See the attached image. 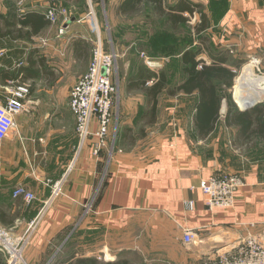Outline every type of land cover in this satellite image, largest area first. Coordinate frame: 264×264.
Wrapping results in <instances>:
<instances>
[{
  "label": "crops",
  "instance_id": "obj_1",
  "mask_svg": "<svg viewBox=\"0 0 264 264\" xmlns=\"http://www.w3.org/2000/svg\"><path fill=\"white\" fill-rule=\"evenodd\" d=\"M188 1L205 8L204 33L215 47V52H204L207 56L199 59L209 63V53L224 51L229 60L264 61V0ZM172 2L175 6L178 0ZM11 7L6 2L0 5V14L6 15ZM31 12L45 15L41 8L27 13ZM70 23L62 26L66 35L56 52L60 57L70 53L73 64L84 63L90 50L87 41H79L85 37L79 36L89 32L90 25L88 28L87 21L81 22L84 26L79 31ZM45 29L33 40H0V104H5L19 82L14 80L21 66L18 63L30 70L25 81L33 83L24 111L15 117V127L0 144V231L17 242L27 233L29 223L37 219L36 230L25 247L26 253H35L26 255L28 264H53L56 254L68 249L105 254L111 251L113 234L123 246V257L135 258L137 264H210L212 253H222L262 231L264 141L249 149L239 145L235 140L238 128L227 127L225 115L207 138L200 139L194 127V95L179 93L172 96L167 107H161V94L151 122L146 96L143 106L130 98L139 90L131 83L141 82L138 74L149 70L140 68L127 83H120L123 100L114 103L102 151L93 155L91 140L78 149L76 120L68 100L79 75L70 77L68 84L55 85V98H34L51 85L46 81L56 78L43 51L48 46L36 41ZM32 52H36V63L42 60L33 68L29 64ZM232 63L228 66L235 74ZM148 73L153 77L145 80V87L156 83L159 76ZM182 76L174 86L183 82ZM164 111L166 119L161 122L159 116ZM220 173L239 175L244 186L236 192L232 210L210 212L199 186ZM59 181H63L62 193L50 200L52 187ZM17 186H24L34 200L14 199L12 192ZM188 202L193 203L192 210ZM184 229L197 234L190 245L183 242ZM77 236L86 239L85 245ZM216 238L222 244H215Z\"/></svg>",
  "mask_w": 264,
  "mask_h": 264
},
{
  "label": "rangeland",
  "instance_id": "obj_2",
  "mask_svg": "<svg viewBox=\"0 0 264 264\" xmlns=\"http://www.w3.org/2000/svg\"><path fill=\"white\" fill-rule=\"evenodd\" d=\"M172 1L174 0H166V4L172 6ZM5 2L12 5L18 16L24 15L28 11H33V9L40 10V8L41 11H44L45 17L48 16V13H54V21L47 19L51 25L45 29L36 41L39 42L41 40L42 44L44 42L43 45L45 46L43 47L45 48L46 45L48 46L47 50L43 51L47 54V57H49L48 59H50V68L54 69L52 72L56 78L54 81H46V83L51 85L46 86L45 90L41 93L34 95V98H55L57 94L55 85L68 84L71 80L70 77H75L76 75H79L76 78L78 81L83 76L85 70L88 69L92 60L93 50L100 40L103 51L114 56L115 72L112 80L117 89L115 101L120 98L123 100V93L121 92L120 95V91L123 90V88L120 89V83H123V85L127 83L128 77L134 72H137L140 68L144 70L149 69L147 72H153L155 75L165 73L167 79L166 86L167 88H172L174 85L178 84L183 77L181 71V55L185 50L200 51L201 54L199 57H206L207 55L203 54L204 52H215V47L211 44L207 32L199 35L195 33L197 26L200 24L199 17L205 11V8L202 6L195 7L194 15L191 16L188 23L173 29L163 18L157 17L152 12L150 6L146 4L142 5L139 11L133 15L119 16L116 10L121 0H0V5L5 4ZM174 3H176V0ZM74 18L75 20H73ZM71 21L77 25L79 31L81 27L84 26V23L81 22L87 21L88 28L90 25L89 32H82L80 36L78 35L86 39L84 40L78 37L79 41H87L86 43L89 45L90 56L84 63L81 61L79 63L78 61L77 64H73V61L70 59L71 56H69L70 53L66 55L64 53L63 56L60 57L59 53L56 52L59 43H61V39H63L62 36L64 37L66 35L64 32L66 29L62 26L64 24H71ZM94 26H96L95 30L93 29ZM20 46L22 47L24 45L22 44ZM50 51H52V54H50ZM141 54H143L144 57L141 56ZM230 61L233 63L239 62L235 70L233 86L234 81L236 83V78L239 76L243 65L251 63L254 66L256 74L261 76L264 75V61L242 58H231ZM148 62L158 63V65L149 66L147 64ZM68 64L70 67H67ZM18 65L22 67V63H18ZM25 84L32 86L33 83L25 81ZM231 90H229L230 94ZM29 96L30 93L28 94V97ZM130 98L132 101L137 102V105L143 106L146 97L144 98V93L142 91L136 90ZM124 99L127 98L124 97ZM171 100L172 97H169L167 92L163 93L160 96L161 107H167L171 103ZM251 100L256 101L252 109L264 106V100L261 101L256 98H251ZM235 107L238 110L236 104ZM147 108L148 105L145 109L147 110ZM160 110H162V108ZM226 112L227 107L225 114ZM159 117L161 122H163L166 119V111ZM152 127L153 126H151V128ZM236 137L237 136H235V140ZM249 146L251 145L249 144ZM251 147H254V145ZM17 238L18 237H16V239ZM76 238H79L77 241L81 243V245H85V238L78 236ZM15 244L19 247L21 246V241H17ZM34 254L35 253H26V249L21 252L22 259L26 264H28L26 262V255L33 256ZM82 258H93L100 264H105L107 262H118L121 264L123 261H127L128 264H137L135 258L123 257V246H120L118 236L115 234H113L110 252L102 254L98 251L84 252L81 250L76 252L68 249L57 253L53 260V264H76L77 261ZM0 259L3 264H8L12 261L11 257L5 253L0 254ZM34 260L38 261L37 257L34 258Z\"/></svg>",
  "mask_w": 264,
  "mask_h": 264
},
{
  "label": "trees",
  "instance_id": "obj_3",
  "mask_svg": "<svg viewBox=\"0 0 264 264\" xmlns=\"http://www.w3.org/2000/svg\"><path fill=\"white\" fill-rule=\"evenodd\" d=\"M142 4L149 5L152 12L157 17L163 18L173 29L188 23L195 9V5L190 4L188 0H178L175 6H167L166 0H122L116 13L119 16L133 15L139 11ZM183 14H187L189 17H185ZM199 18L200 24L195 30L197 35L204 33L207 27L205 16L201 14ZM49 25L50 22L43 14L31 12L18 16L11 7L6 15L0 14V40L3 38L33 40L34 37ZM35 53L36 52H32L29 57V64L32 68L42 63V60L38 63L33 60V54ZM200 54V51L192 50H185L182 53V73L185 79L178 86L167 88L166 75L161 74L158 76L156 83L150 87H145V80L153 77V75L143 70L138 74V78L141 79V82L131 83L132 86H136L146 96L150 104L148 110L150 121L154 122L155 120L158 98L164 92H167L170 97L179 93L188 96L194 95L197 99L194 106V127L200 139L207 138L214 131L217 122L221 119L220 110L224 102L227 107V112L223 120L227 127L238 128L236 141H238L239 145L251 147L258 141H264V106L256 107L245 112L239 111L254 105L256 101L245 100L239 97L235 81L233 86L235 74L228 66L231 62L228 58V54L224 51L216 55L209 53V63L199 59ZM232 65L237 67L239 63H232ZM32 68L31 70H34ZM29 71L28 69L20 67L16 72L14 80L24 83L26 77H28L27 75L31 74ZM229 90H231L234 103ZM249 144L251 146H249ZM0 264H3L1 259ZM76 264L100 263L93 258H82L79 259ZM105 264L119 263L107 262ZM121 264H128V262L123 261Z\"/></svg>",
  "mask_w": 264,
  "mask_h": 264
},
{
  "label": "built area",
  "instance_id": "obj_4",
  "mask_svg": "<svg viewBox=\"0 0 264 264\" xmlns=\"http://www.w3.org/2000/svg\"><path fill=\"white\" fill-rule=\"evenodd\" d=\"M54 21V13L46 17ZM96 29V26L93 27ZM98 41L93 50L91 63L83 76L69 91L68 105L76 120V132L79 138V148L88 140L92 141L93 155H98L105 147L109 126L113 119V109L117 89L112 80L115 72L114 56L105 53ZM2 53H0L1 56ZM141 56L144 57L143 54ZM149 61V60H147ZM149 66L157 63H147ZM264 70V67H263ZM29 94V85L16 83L15 89L10 92L4 105L0 104V144L15 127V117L25 109V102ZM93 124L96 125L93 128ZM62 183L53 185L50 200L62 193ZM244 186L243 179L234 173H220L213 175L200 183V190L204 197L206 209L213 212L217 209L232 210L236 192ZM14 199L21 198L26 202L34 200V195L24 186H17L13 192ZM189 210L193 203L188 202ZM37 219L31 221L27 233L19 240L21 246L17 247L11 241L7 232L0 231V254H8L12 261L8 264H26L21 256L30 236L36 230ZM197 234L193 230L184 229L183 242L187 245L196 240ZM210 264H264V227L260 233L248 236L235 246L219 253L216 251L208 257Z\"/></svg>",
  "mask_w": 264,
  "mask_h": 264
},
{
  "label": "bare ground",
  "instance_id": "obj_5",
  "mask_svg": "<svg viewBox=\"0 0 264 264\" xmlns=\"http://www.w3.org/2000/svg\"><path fill=\"white\" fill-rule=\"evenodd\" d=\"M261 83H264V75L256 74L251 63L243 65L239 76L236 78L239 97L245 100H251V98L264 100V87H260Z\"/></svg>",
  "mask_w": 264,
  "mask_h": 264
},
{
  "label": "water",
  "instance_id": "obj_6",
  "mask_svg": "<svg viewBox=\"0 0 264 264\" xmlns=\"http://www.w3.org/2000/svg\"><path fill=\"white\" fill-rule=\"evenodd\" d=\"M260 87H264V83H261L260 84ZM262 89V88H261ZM232 100H233V98H232ZM226 104L225 103H223V108L220 110V114L221 115H223V114H225V109H226ZM255 105H252V106H249V107H247V108H244V109H242V110H239L240 112H245V111H248V110H251L253 107H254ZM213 242L215 243V244H222V241L220 240V239H214L213 240ZM220 248V247H219Z\"/></svg>",
  "mask_w": 264,
  "mask_h": 264
}]
</instances>
